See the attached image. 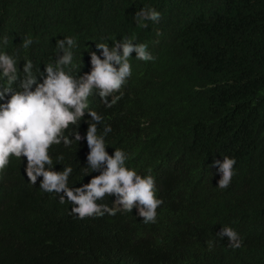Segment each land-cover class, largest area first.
Here are the masks:
<instances>
[{
	"label": "trees",
	"instance_id": "1",
	"mask_svg": "<svg viewBox=\"0 0 264 264\" xmlns=\"http://www.w3.org/2000/svg\"><path fill=\"white\" fill-rule=\"evenodd\" d=\"M34 1L41 10L45 0ZM105 1L89 0L93 21L83 20L77 24L66 19L76 14L78 0H49L41 11L26 6L24 13L30 22L51 20L61 35L62 31L65 35L87 32L101 42H110L112 34L116 33L136 37V43L149 45L158 23L147 26L137 35L130 13L122 8H127L128 0H115L122 7H119L120 12L109 7L113 14L109 25L101 17ZM165 1L173 7L168 13L170 21H183L188 16L186 10L193 8L199 13L206 12L208 5L216 2V6L246 10L249 15V27L236 39L230 33L227 20L217 19L206 31L184 35L187 46L178 41L172 45L167 34L159 41L167 57L170 53L176 56L190 51L195 61L197 50L205 48L207 57L219 63L223 83L213 81L210 85L202 77L176 76L177 66L170 59L167 64L156 66L143 61L149 64L148 73L153 80L145 105L149 114L147 121H150L147 127L165 129L170 134L169 164L190 171L184 175L175 171V184L164 191L170 205L162 204L160 210L169 216L173 229L165 222L162 224L170 230H162L157 224H145L135 208L132 212L118 211L115 216L105 214V218L99 220L102 222L92 228L93 221L70 214L72 205L67 200L61 204L59 195L40 188L43 177H38L35 185L30 183L25 171L27 159L13 156L0 174V264H264V0ZM13 2L0 0V21L10 16ZM87 44L81 42L83 47ZM58 54L56 45L48 47L37 58L44 60L34 63L33 69L40 68L45 73L46 65L52 64L55 68ZM77 60L78 57H74V62ZM133 62L141 64L137 59ZM16 67L22 79L24 63L16 60ZM34 70L33 77L42 83V77ZM160 70L165 71V78L156 73ZM64 71L67 72V68ZM70 71L76 74L79 68ZM0 84H5L2 76ZM18 85L19 81L12 87ZM175 85L191 87L190 90H173ZM117 95L121 96L119 103L123 96ZM173 99L178 100L172 102ZM89 108L102 117L107 109L101 98H91ZM135 118H124L117 128L102 121L101 134L105 126L110 125L112 129L104 137L110 146L106 149L110 155L128 133L147 131L141 120L135 121ZM92 123L90 115H85L76 126L71 124L65 130L64 134L73 140L70 147L61 143L50 148L54 170L62 171L68 166L73 169L68 180L70 188L81 187L100 174L88 167V155L74 137V133L86 132ZM200 141L204 142L202 152L214 157L208 164L200 165L201 171L207 174L215 169L216 157L229 152L235 155V175L226 189L218 187V175L204 187L195 178L192 171L196 169L190 166L188 157L183 156ZM156 144L157 140L147 137L146 151L150 152ZM73 150L72 155L65 156ZM142 153L137 148L133 150L134 159L140 160ZM141 172L153 175L160 188L167 182L163 174L155 175L150 163ZM157 198L162 199L163 192ZM115 200V196L106 195L98 203L114 207ZM223 227H231L239 234L243 244L238 251L248 257L244 261L236 250L224 258L223 254L211 258L217 233ZM220 241L226 245L229 240L224 237Z\"/></svg>",
	"mask_w": 264,
	"mask_h": 264
},
{
	"label": "clouds",
	"instance_id": "2",
	"mask_svg": "<svg viewBox=\"0 0 264 264\" xmlns=\"http://www.w3.org/2000/svg\"><path fill=\"white\" fill-rule=\"evenodd\" d=\"M48 1L42 3L41 10ZM217 3L209 4L203 13L194 8L186 10L188 16L183 21H170L168 13L173 7L165 0H154L153 3L148 0H128L127 8L115 0H106L101 17L109 25V18L113 15L109 7L118 10L122 7L128 11L136 24L137 35L147 26L158 23L155 37L148 45L142 41L136 43V37L116 33L112 34L110 42H101L87 32L65 35L62 31L61 35L55 23L49 19L29 21L28 15L24 13L26 6L41 11L34 0H14L10 16L0 21V76L5 80V84H0V174L9 166L13 156L17 159L26 158L25 171L30 183L35 185L38 177H43L40 188L59 195L61 204L67 200L72 205L70 214L81 220L93 221L92 228L102 222L99 220L104 219L105 214L115 216L118 211L132 212L135 208L145 224H157L162 230H170L162 224L165 222L173 229L169 216L163 215L160 210L162 204L164 207L170 205L164 191L175 184V171L179 170L182 175L190 174V171L183 167L176 169L169 164L170 134L165 129L147 127L150 121H147L149 114L145 105L153 81L148 73V65L167 64L170 59L177 66L176 76L202 77L210 85L213 81L223 83L219 63L207 57L205 48L197 50L194 61L190 51L176 56L170 53L167 57L159 44L162 35L167 34L173 41L172 45L178 41L187 46L184 35L193 31H206L217 19L227 20L235 39L242 36L245 28L249 27L247 11L230 10L225 6H216ZM66 20L73 24L83 20L93 21L89 0H78L76 14ZM81 42L88 44L83 47ZM52 45H56L59 51L55 68L48 64L45 73L40 68L34 70V63L44 60L37 59L39 55ZM74 57H78L75 62ZM133 59L141 61V64L133 62ZM16 60L24 63L25 75L22 79L17 71ZM77 67L79 72L76 74L70 71ZM66 68L67 72L64 71ZM32 70L42 77V83L33 77ZM156 73L165 78L164 70ZM17 81L18 87L13 88L12 85L17 84ZM190 87L175 85L173 90H190ZM117 94L123 96L119 103L121 96ZM91 98H101L106 105L103 117L89 110ZM87 114L94 123L89 124L86 132L74 133V137L81 142L83 153L88 155V167L100 174L81 187L70 188L68 180L73 169L68 166L62 171L54 170L51 167L53 160L50 148L61 143L70 147L73 140L64 134L65 130L71 124L76 126ZM129 117H136L135 121L141 120L147 131L128 133L125 141L117 143L114 154L110 155L106 150L110 146L104 137L112 129L110 125L105 126L104 134H101L100 124L104 120L106 124L117 128L121 120ZM147 137L158 141L150 152L145 148ZM136 148L143 152L141 161L134 159L133 150ZM203 148L204 142L200 141L188 154H183L188 157L190 166L196 169L192 171L195 178L205 187L218 175V187L226 189L235 175V155L229 152L218 159L216 157L213 165L215 169L207 174L201 171L200 165L208 164L214 157L203 153ZM73 153L74 150L65 156ZM147 163L151 164L155 175L163 174L167 179V182H163V188L158 186L153 175L141 172ZM234 182L237 188L239 182ZM162 192L163 198L158 199L157 196ZM106 195L116 197L114 207L98 203ZM217 236L213 248L212 242H208L209 250L212 248L211 258H219L221 254L222 258L227 257L234 250L243 258L242 261L248 258L238 251L243 241L233 228L223 227ZM219 237H227L228 243L223 245Z\"/></svg>",
	"mask_w": 264,
	"mask_h": 264
}]
</instances>
